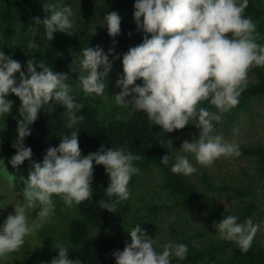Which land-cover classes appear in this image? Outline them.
<instances>
[{"label": "clouds", "instance_id": "obj_1", "mask_svg": "<svg viewBox=\"0 0 264 264\" xmlns=\"http://www.w3.org/2000/svg\"><path fill=\"white\" fill-rule=\"evenodd\" d=\"M247 3L248 0L134 2L136 30L144 36L141 43L122 54L123 74L116 81L120 91L112 97L117 106L144 112L152 125L159 126L165 133L183 129L195 118L196 122L191 124L199 130V135L191 142L183 141L176 150L170 168L173 174L189 176L197 171L188 155L194 156L196 164L208 167L220 157L241 155L237 144L213 134V122L219 123L223 113L238 104L248 69L264 66V45L255 42V25L242 15ZM53 8L51 3L46 4L44 10L49 14L43 20L37 18L50 41L57 31L72 35L75 15L71 6ZM120 23L121 18L115 11L103 17V25L107 26L110 37L120 34ZM27 47L36 45L29 41ZM113 51L109 48L106 54L100 47H84L74 56L70 70L78 71L77 81L86 96L107 99L104 96L105 81L112 69L109 56ZM16 73H19V80L14 78ZM68 79L67 74L55 72L31 59L26 62L25 71H21L17 61L0 52V115L6 116L12 108L13 102L7 99L10 93L20 101L21 118L17 120L12 144L16 151L8 160L13 168L31 158V149L24 146V140L30 135L29 126L44 106L52 111L50 101L65 108L68 128L83 119L76 115L82 105L74 103L69 95ZM138 80L141 83L136 84ZM205 100L215 107V112L198 107ZM238 131L234 129L233 134ZM169 159L166 154L160 162L167 165ZM139 160V155L124 147L105 150L101 146L96 152L82 155L78 131H71L61 138L57 147L46 150L42 162L32 163L24 181L23 203L15 206L14 214L8 215L0 224V257L18 250L24 244V238L40 227L53 210V194L66 207L92 197L93 163L102 165L109 178L104 192L110 202L101 199L98 204L103 210L114 212L120 201L129 198L127 186L132 175L139 173L133 162ZM113 197L115 200L111 199ZM37 207L40 210L36 219L29 223L26 208ZM237 219L234 215H223L218 223H213V228L220 238L247 251L259 226L251 219H245L243 223H238ZM127 235L130 243L125 242L122 251L112 253L116 264H170V257L183 260L188 250L183 243L169 242L158 251L156 239L150 238L139 223L129 228ZM56 250L58 256L50 264H81L79 258H68V249L63 245Z\"/></svg>", "mask_w": 264, "mask_h": 264}, {"label": "trees", "instance_id": "obj_2", "mask_svg": "<svg viewBox=\"0 0 264 264\" xmlns=\"http://www.w3.org/2000/svg\"><path fill=\"white\" fill-rule=\"evenodd\" d=\"M4 8L0 11V52L5 56L21 62V71H25L26 62L31 59L35 63H42L55 72L65 73L69 79L66 83L70 86L69 95L73 97L74 103L82 105L76 111L77 116H82L73 128H68V116L63 106L54 101L38 113L36 121L31 124L30 135L25 138L24 146L31 149L32 155L25 160L20 168H31L33 162L40 163L46 150L57 147L61 138L69 135L71 131H78V145L82 155L98 151L101 146L105 150L124 147L128 152L140 156L139 161H134L137 168H157L162 176L163 186L168 194L178 204L190 206L193 204H208V195L201 192L194 184L189 182L182 174H173L170 171L174 163V157L178 146L176 133H165L157 126L152 125L144 112L133 111L126 117H112L102 120L99 111L92 101L91 95L86 96L74 88L77 71H71L70 65L73 58L69 47L79 48L83 37L78 33L67 35L62 32H54L50 41L45 37V29L42 22L49 13L45 12L41 0H0ZM135 0H105L97 5L95 11L104 16L108 12L115 11L121 18L120 34L110 37L108 31H104L101 48L107 54L109 48H113V55L109 56L112 61V71L123 73L121 58L130 47L142 42L144 34L136 30L133 16ZM251 19L255 25L253 33L255 42L264 45V0H248L247 6L242 14ZM131 33V35H129ZM15 35L14 50L11 51L9 42ZM231 38V34H228ZM29 41L36 45L28 48ZM113 41L115 43H113ZM117 58H113V57ZM39 71V69H37ZM254 81L244 84L243 91L238 98L239 108H245L249 100L264 99V66H255L253 69ZM15 76H19L16 73ZM7 99L13 102L9 114L5 116L3 128L0 130V153L2 157L10 159L15 154L12 144L15 141L17 120L20 119V101L11 93ZM207 100L201 101L198 107L208 109ZM193 128L188 125L185 131ZM196 129V127L194 128ZM198 130V129H197ZM196 137V136H193ZM171 143H169V141ZM242 156L253 160L259 175L264 178V145L252 144L239 146ZM169 155L167 165L160 162L164 155ZM109 178L102 165L93 163V176L91 181L92 197L77 204L78 217L69 226V241L71 247L68 249V258L75 260L79 258L81 264H116L113 252L123 250V246L113 237L90 238L91 228L109 229L123 220L129 213V207L120 201L114 212L102 209L98 201L103 199L110 202L105 195ZM115 200V197L111 198ZM259 207L255 203L245 204L236 212L227 215L236 216L238 223L250 219L257 213ZM223 216H221L222 219ZM228 255L225 264H264V250L259 248L252 240L247 251H242L234 242L221 240L206 246H192L188 248L183 260L170 257V264H198L205 261H215L219 257Z\"/></svg>", "mask_w": 264, "mask_h": 264}, {"label": "rangeland", "instance_id": "obj_3", "mask_svg": "<svg viewBox=\"0 0 264 264\" xmlns=\"http://www.w3.org/2000/svg\"><path fill=\"white\" fill-rule=\"evenodd\" d=\"M105 0H41L45 6L51 3L56 10L63 6H71L75 13L71 33L82 35L83 40L79 48L69 47L72 58L78 55L84 47H100L103 33L107 26L103 25V17L96 13L97 5ZM4 3L0 2V11ZM133 18V16L131 17ZM19 36V35H18ZM15 35L9 42L11 51L18 37ZM1 42V33H0ZM17 61L20 65L21 62ZM251 66L247 71L246 82L254 81ZM123 73L110 71L105 81L104 96L91 95L93 103L99 111L102 120L112 117H126L133 111L130 108L115 105L113 95L120 89L116 87V81ZM19 80V76H14ZM78 71L74 82V88L83 92L78 84ZM136 84L141 81H136ZM209 111L215 112L214 106L209 105ZM5 116L0 115V130L3 128ZM195 118L188 125L193 129L185 131L186 127L173 132L178 136L179 150L183 141L191 142L193 136L198 137L199 130L194 129ZM214 133L219 134L225 141L238 146L252 144L264 145V99L249 100L245 108H239L238 104L223 113L219 123L213 122ZM186 125V126H188ZM238 129L236 134L233 130ZM176 155V154H175ZM189 161L197 168V171L186 179L194 184L201 192L208 195V204H193L182 206L168 194L163 186L160 171L151 167L139 168L138 174H133L129 184V198L122 201L129 207L128 215L109 229L91 228L90 238L113 237L120 245L130 243L127 230L137 223L146 231V234L156 239L157 250L162 251L165 243H183L187 249L195 246H206L221 240L213 228L214 222H219L221 216L237 211L245 204L255 203L259 210L250 219L258 225L257 232L253 236L259 248L264 250V178L259 175L253 160L240 155L239 157H220L208 166L196 164L194 156L188 155ZM8 158L0 153V224H3L8 215L14 214L15 206L23 203L22 192L24 181L27 179L31 168H13L8 163ZM53 210L50 215L31 234L24 238V244L16 251L0 257V264H50L51 260L58 256L56 248L63 245L67 249L71 247L69 241V226L78 217L77 204L66 207L63 201L53 194ZM37 208H26V218L29 223L36 219ZM228 255L219 257L215 261H205L198 264H225Z\"/></svg>", "mask_w": 264, "mask_h": 264}]
</instances>
